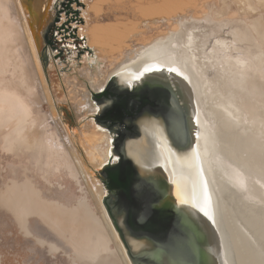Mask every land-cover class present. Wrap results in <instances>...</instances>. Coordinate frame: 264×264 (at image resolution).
Listing matches in <instances>:
<instances>
[{"label":"water","instance_id":"water-1","mask_svg":"<svg viewBox=\"0 0 264 264\" xmlns=\"http://www.w3.org/2000/svg\"><path fill=\"white\" fill-rule=\"evenodd\" d=\"M50 4L48 0L46 10ZM26 12L33 28L41 30L40 12ZM144 61L151 71L125 69L114 80L134 83L136 94L120 104L153 128L156 150L144 155L145 163L120 150L126 157L107 176L115 201L103 200L129 264H264V173L244 155L238 156L235 148L223 150L215 141V119L199 113L195 93L167 62ZM174 61L180 63L177 54ZM203 128L213 136L206 139L207 156L198 139ZM27 182L33 190L26 195L31 193L36 205L46 207L23 214L54 221L57 230L69 232L73 241L83 244L80 251L88 263L123 264L105 221L58 207L43 199V191L31 179Z\"/></svg>","mask_w":264,"mask_h":264},{"label":"rangeland","instance_id":"rangeland-1","mask_svg":"<svg viewBox=\"0 0 264 264\" xmlns=\"http://www.w3.org/2000/svg\"><path fill=\"white\" fill-rule=\"evenodd\" d=\"M33 5L35 8V3ZM45 6L39 20L44 21L43 27L47 21L52 22L55 41L46 49L47 60L43 58L44 49L40 45L43 28L38 31L34 25L33 35L31 29H26L28 23L20 13L21 39L8 45V40L0 33V100H6L2 97V87L22 92V97L9 98L11 104L6 108H10V113L0 108V191L11 181L21 179L25 170L45 193L50 187H53L52 192L61 188L58 194L63 190L64 195L82 190L96 215L104 221L101 208L104 210L102 200L106 192L100 189L94 170L108 159L105 152L112 132L98 122L91 106L87 105L88 109L79 113L77 103L84 102L88 95L95 108L99 107L94 97L96 86L103 88L114 82L115 72L128 55L142 45L180 32L182 23L202 27L209 35V45L216 43L217 37L222 38L228 48L220 47L222 57L239 54L237 58L230 57L250 63L253 66L248 71L250 79L264 83V0H51L48 10ZM23 45L33 54L37 66L33 69L25 65L31 70L26 79L21 73L24 67L18 64V70L14 69L17 58L12 54ZM205 48L200 46L203 56ZM22 82L28 83V90L21 89ZM32 93L39 97H36L35 107L24 109L21 105L28 106ZM64 109L72 119L63 114ZM26 110L36 114L34 121L18 122L16 129V121L21 120L20 114L25 115ZM35 129L36 141L29 144V133ZM48 137L54 143L51 151L43 150L40 145ZM92 143H100L101 148L90 155ZM73 148L83 163L78 177L72 175L69 168L74 162L70 151ZM5 217L14 216L0 205V220ZM14 226L12 223L9 230L0 229L3 243L0 252L6 261L9 251L18 248L9 247L11 230L18 236ZM15 241L20 242V237Z\"/></svg>","mask_w":264,"mask_h":264},{"label":"bare ground","instance_id":"bare-ground-1","mask_svg":"<svg viewBox=\"0 0 264 264\" xmlns=\"http://www.w3.org/2000/svg\"><path fill=\"white\" fill-rule=\"evenodd\" d=\"M45 2L47 3L48 0H0V33L6 40H8V45L15 43L18 38L21 39L20 28L22 27L19 20V13L25 17L28 23L26 29H31L32 34H35V28H33L27 18L28 15L26 9L33 12V3H35V11H39L41 16ZM27 3H29V5ZM36 3L39 4V7ZM39 19L40 17L37 20ZM180 28V32L174 35L159 38L148 45H142L137 48L133 54L128 55L120 63L118 70L115 73L125 69H135L134 72H137L136 70L143 71L146 69L144 67L148 66L145 65L144 61L146 58L167 62L168 65L175 70V76L177 75L180 80H183V84L186 86L187 90L195 93L196 101L194 104L197 109L199 108V113L204 118L208 119V117L211 116V118L215 119L214 121H211L214 127V136L217 138L215 141L220 143L223 150L228 149V147L238 150V156H241L240 154L244 155L246 162H249V164L250 162L253 163L254 165H250L255 167L256 171L258 170V172L263 174L264 83H261L260 81L253 82L252 79H250L251 77L248 76V71L253 69V66H251L250 63L248 64L241 59H231V57L237 58L239 54L233 55L232 53H229V55L224 54V57H222L219 53L222 51L221 48L228 49L222 38L217 37L216 43L209 45L207 44L209 35L202 27H194L193 25H185L182 23ZM206 45H208V48ZM200 46L204 48L206 47L204 49V56L199 52ZM13 52L14 50L12 51V54L16 55L17 58V63H15L14 69L18 70V64L20 68L24 67L21 72L22 77L25 79L28 78V76L31 75V70L27 69L26 66H30L33 69L37 67L33 54H31L24 45L19 47L15 54ZM176 54L180 63L174 61L176 60ZM150 69L153 68L150 67ZM0 84H2V82ZM190 85L192 87H190ZM19 86L23 90H28L26 88H29L28 83L22 82ZM130 86L133 88L135 87L133 82ZM96 87L101 90L105 86L102 88V85H97ZM6 88L7 87H2L4 93L12 91L14 94L16 93V97L21 96L17 90L13 88L8 90ZM36 92L38 91L36 90ZM28 93L29 91L26 92L27 95ZM36 97L38 98L37 94L35 97H32L31 100L36 102ZM199 98L202 100V103L199 102ZM27 101L29 103L31 102L30 100ZM84 102V106L80 105V109L78 106L80 112L84 107H87L85 99ZM35 115L36 114L32 116ZM31 120L33 122L34 118L29 121ZM22 125L24 126V124ZM200 130L202 133L200 134V132H198V139L201 144L200 151H202L204 156H207L206 150L209 145L207 144L206 139L207 137L212 139L213 136L205 134L206 130L204 128ZM152 139L154 142H157L155 137ZM31 140H35V137ZM227 140L230 143H226ZM100 145V143L93 144L92 149L90 150V155H92L95 150H99L101 148ZM108 153L107 149L105 157ZM105 160L100 162V164L104 165ZM100 197L99 194V198ZM103 216L108 223L107 225H109L111 234L116 240L119 251L123 255L125 264H129L123 248L118 241L119 239L117 238V240L114 235L115 230L113 231V227L105 216V213Z\"/></svg>","mask_w":264,"mask_h":264},{"label":"flooded vegetation","instance_id":"flooded-vegetation-1","mask_svg":"<svg viewBox=\"0 0 264 264\" xmlns=\"http://www.w3.org/2000/svg\"><path fill=\"white\" fill-rule=\"evenodd\" d=\"M40 42V45H43L44 49L43 58L47 60L48 56L46 55V49L50 45L55 44L54 26L51 21H47V24L43 27V33ZM39 70L42 73L41 68ZM39 70H37V72ZM40 79L41 83H44L43 76L40 75ZM131 83V81L121 82L119 79H117L101 90H98V88L96 87L97 92L95 93L94 97L97 100L96 104L99 105V107L97 108H95V106L92 104L88 95H86L85 98V101H87L86 105H88L89 107L91 106L93 108L92 111H95L96 119L98 120V122L101 123L104 127L109 128L112 132V138L109 136L108 159L105 160L104 165L100 164V166L94 170V175L99 179V183H101L100 189L106 192V194L103 195L104 198L102 197L103 200L106 197H110V201H115L116 196L114 193H112L111 188L109 187L110 184L107 176L108 172L113 168V166L118 164L120 160L123 159L122 157H126L121 156L120 150H123L129 155L134 156V159H139L141 162H143L142 160L145 154L148 156L149 153L151 154V152L156 150V147L153 144L154 140L152 139L153 137H155L153 128L139 121L134 115H131L130 111L132 108H128L127 106H122L120 104L121 99L127 98L129 100L130 95L136 94L135 89L130 86ZM3 91L4 89H2L1 91L2 97L6 98V100H0V108L2 110H4L5 108V111L10 113V108L7 109L6 106H10L11 104L9 101L10 97L12 99L14 98V96L15 98H17L15 95L16 93L14 94L12 91L4 93ZM17 91H19L20 94L22 93L19 89ZM28 94L30 95V93ZM45 94L46 91L44 90V95ZM31 97H35V94L32 93ZM30 101L33 103H27L28 106L22 104L24 109L27 107L29 109L30 106L35 107V102L33 100ZM130 101L133 104L137 103L136 100L130 99ZM84 103L85 102L83 101H79L77 103V109L80 105L84 106ZM85 109L88 108L85 107L82 112H80L79 110L78 111L79 113H83ZM25 112V115L20 114V119L22 121H29L30 119L35 118V116H32L35 114H33V110H30V112L26 110ZM63 114L67 115V118L69 117L70 119H72L71 114H69L67 110L64 109ZM21 120L18 119L16 121V129L19 128L20 124H18V122L21 123ZM20 128H23V125H21ZM33 137H35V139L37 137L36 129L29 133V144H33L35 142V140H31ZM50 137L40 142V145L43 146V150H52L51 148H53L52 145L54 143L50 139ZM73 149H70V151L71 154L73 153L71 160H74V162L70 164L69 168L72 172V175L74 174L75 177H78L79 173L82 174L81 169L83 163L80 157L77 155L75 149ZM76 156L79 161L77 160ZM22 175L23 176L21 179L11 181L10 183L6 184L5 187L0 191V202L9 206L11 210H8L14 216L9 217L10 219H8L7 217L1 218L0 225L5 226L0 227V229H8L12 226L13 223L15 225L14 227L17 229V237H20L21 239L20 242L15 241L17 237H15L14 232L11 230L10 235H12V237L9 243V247L11 249H14L16 246H18V248L16 249V251H9V259L7 261L4 260L5 255L0 252V264H90L83 258V254L80 251L81 249H83V244L78 243L76 240L73 241V237L69 232H61L57 230L53 226V224H55L54 221L50 222L39 216L23 214L29 211L36 212L37 209H39L40 211H44L46 206L41 202L36 205V199H31V193H28V196L26 195L27 191H29V189H32V187L29 185V182L27 181L31 179L34 182V180L26 173L25 170L23 171ZM52 188L50 187L49 191H47L46 193L43 192V199L50 201V203L56 204V206H64L70 209H76V211L79 210L82 213L87 212L89 213V215H96L93 214L95 213L94 207L91 204L88 196L86 195V193H83L82 190L72 195H64L63 190L62 194H58V190H61V188H57L55 192H52ZM103 200L102 204L105 212L103 208H101L102 216L104 215L103 213H105V216L108 218ZM29 202L31 203L29 204ZM54 216L58 217L56 213L54 214ZM30 217L32 218L29 219ZM104 221L106 222L105 218ZM107 224L108 223L106 222V225ZM107 231L110 233L109 225H107ZM114 235L117 239L115 231ZM112 238L113 241L116 242L113 235ZM2 244V238L0 237V245ZM112 246H114L113 243ZM115 246H117V244ZM123 264H125L124 260Z\"/></svg>","mask_w":264,"mask_h":264},{"label":"snow or ice","instance_id":"snow-or-ice-1","mask_svg":"<svg viewBox=\"0 0 264 264\" xmlns=\"http://www.w3.org/2000/svg\"><path fill=\"white\" fill-rule=\"evenodd\" d=\"M147 71H151L150 69L149 70H147ZM174 71V70H173Z\"/></svg>","mask_w":264,"mask_h":264}]
</instances>
